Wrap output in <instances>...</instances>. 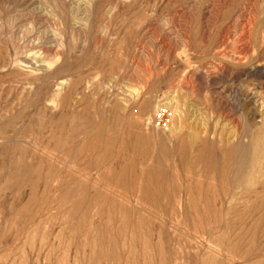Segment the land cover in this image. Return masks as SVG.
<instances>
[{
    "label": "rangeland",
    "instance_id": "obj_1",
    "mask_svg": "<svg viewBox=\"0 0 264 264\" xmlns=\"http://www.w3.org/2000/svg\"><path fill=\"white\" fill-rule=\"evenodd\" d=\"M0 264H264V0H0Z\"/></svg>",
    "mask_w": 264,
    "mask_h": 264
},
{
    "label": "built area",
    "instance_id": "obj_2",
    "mask_svg": "<svg viewBox=\"0 0 264 264\" xmlns=\"http://www.w3.org/2000/svg\"><path fill=\"white\" fill-rule=\"evenodd\" d=\"M163 112L157 111L153 117V120L157 122L158 124L162 121Z\"/></svg>",
    "mask_w": 264,
    "mask_h": 264
},
{
    "label": "bare ground",
    "instance_id": "obj_3",
    "mask_svg": "<svg viewBox=\"0 0 264 264\" xmlns=\"http://www.w3.org/2000/svg\"><path fill=\"white\" fill-rule=\"evenodd\" d=\"M10 25V24H9ZM246 33H247V31H246ZM24 34V33H23ZM249 37V36H248ZM168 42V41H167ZM244 44V43H243ZM18 45V44H17ZM12 48V47H11ZM237 51V50H236ZM248 53V52H247ZM246 53V54H247ZM39 62V61H38ZM46 62V61H45ZM256 62V61H255ZM240 63V62H239ZM134 91V90H133ZM171 98V97H170ZM228 107V106H227ZM221 109V108H220ZM224 110V109H223ZM228 114H229V112H228ZM209 116V115H208ZM173 117H172V115H171V113L170 112H168V123H170L171 122V119H172ZM238 122V121H237ZM168 127V126H167Z\"/></svg>",
    "mask_w": 264,
    "mask_h": 264
}]
</instances>
